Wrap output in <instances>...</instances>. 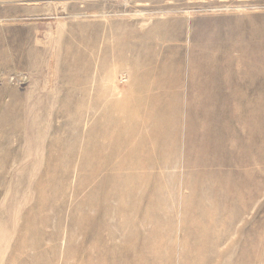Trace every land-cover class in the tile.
<instances>
[{
    "label": "rangeland",
    "instance_id": "1",
    "mask_svg": "<svg viewBox=\"0 0 264 264\" xmlns=\"http://www.w3.org/2000/svg\"><path fill=\"white\" fill-rule=\"evenodd\" d=\"M0 264H264V0H0Z\"/></svg>",
    "mask_w": 264,
    "mask_h": 264
}]
</instances>
